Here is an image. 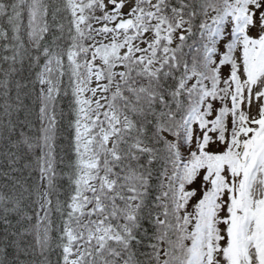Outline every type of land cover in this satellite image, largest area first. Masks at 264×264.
<instances>
[{
  "label": "snow or ice",
  "instance_id": "snow-or-ice-1",
  "mask_svg": "<svg viewBox=\"0 0 264 264\" xmlns=\"http://www.w3.org/2000/svg\"><path fill=\"white\" fill-rule=\"evenodd\" d=\"M0 264H264V0H0Z\"/></svg>",
  "mask_w": 264,
  "mask_h": 264
}]
</instances>
